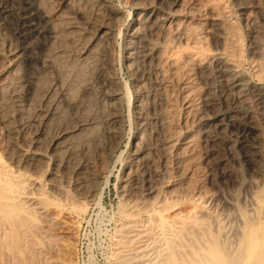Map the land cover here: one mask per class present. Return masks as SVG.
<instances>
[{"label":"bare ground","instance_id":"1","mask_svg":"<svg viewBox=\"0 0 264 264\" xmlns=\"http://www.w3.org/2000/svg\"><path fill=\"white\" fill-rule=\"evenodd\" d=\"M31 1L1 8L0 25L12 20L15 33L43 42L29 57L13 50L0 77V237L42 254L33 234L59 225L61 212L43 189L69 208L97 195L104 210L120 163L115 188L130 210L108 264H264V0H124L125 33L112 0ZM231 12L257 80L242 68Z\"/></svg>","mask_w":264,"mask_h":264},{"label":"rangeland","instance_id":"2","mask_svg":"<svg viewBox=\"0 0 264 264\" xmlns=\"http://www.w3.org/2000/svg\"><path fill=\"white\" fill-rule=\"evenodd\" d=\"M47 1H48V3L45 2V4L47 3L48 5L44 4V6L49 7V8H50V6L51 7H53V6L58 7V5H59L58 3H60V0H47ZM50 1H51V3H50ZM112 1L119 9H121L124 12L125 16H124V21H123V23L121 25L122 26L121 27V31H122V33H125L127 31V29L125 30V28H127L128 12L132 9L131 5H129L124 0H122V1L121 0H118V1L117 0L116 1L112 0ZM5 2L7 3V5H9V3L13 4V6L16 5L15 7H17L19 5H20L19 7H21V6L22 7H29V6L32 7V4H33V2L31 0H5V1L4 0H0V16H1V8H2V6L4 4H6ZM122 2H123V4H122ZM123 5H124V7H122ZM230 14H231V17L233 16L232 17L233 21L236 22V24L238 23L237 25L239 26L240 33H241L240 36H241V40H242V44H243L242 45V54H241V56H242V68L244 69L246 74H248V76H250L254 80H257V78L254 76L253 69H252L251 63H250L249 58H248V51H247L248 50V41H247V38H245L246 37L245 36V26H243V24L240 22L239 18L237 16H235V14H233V12H231ZM7 22L8 23H5L4 25H2V24L0 25V32H1L0 33V39H2V37H3V39H2L3 41L0 40V43H1V41H2V43H4L3 48L0 51V53L3 52V53H1L2 60L0 62V77L2 76L3 73H7L8 70H9V67H10L9 61H10V58H11V52L13 50H18L21 47V49H20L21 50V54H23V56H25V57H29L30 56L29 52H31L33 54L39 52L40 45L43 42L42 38H35V37H31L30 38L31 35L28 34L27 31L23 32L24 33L23 35L22 34L19 35V34L15 33L14 30H13V26H14L12 24L13 21L11 20V21H7ZM34 22H37V21L35 20ZM3 29H5V30L3 31ZM15 39H17V41ZM119 42H120V39H119ZM118 46H116L115 49L119 50L121 45L118 44ZM117 50H116V53L118 52ZM116 55H118V53ZM245 56H247V57H245ZM4 57H6V58H4ZM245 59L247 61H244ZM117 64H118V62H117ZM23 69H24V71H23ZM27 69L28 68L26 67V63L25 64L23 63L21 72L23 74H25L28 71ZM119 76H120V80L122 81V84H123L124 81H125L124 82L125 85H126V83H129L130 75H129V72L125 69L124 66H123V70H122V72L120 73ZM262 81L264 83V80H262ZM124 84H123V86L125 87ZM123 86H122V90H125V89H123ZM126 107L127 106L125 104V108ZM126 136L127 135H125L124 138L122 139L120 147L117 149V151H116L114 157L112 158V160L115 159L117 153L119 152V149L120 150L123 149V148L125 149ZM44 140H45V138H44ZM1 142H2V138H0V143ZM45 150H47V149H45ZM111 163H112V161L109 163V165L107 166V170H105L104 174L100 178V182H99V185H98V190L101 189L100 187H102V183L105 181L104 180L106 178L105 176L108 174V172L112 168V164ZM110 164H111V166H110ZM119 168H120V163H117V165L114 166V169L112 168L113 172H112V176H111L110 181H109V186L107 188H103L102 189V193H101L102 201H101V204L103 205V209L104 210H98L97 206L95 205L97 195L94 196V197L88 198V200L87 199L84 200L85 202H83V204H82L83 206L81 208H76V207L75 208H69V207L64 205V202L61 200V198L59 196L54 194L50 189L44 188L45 190L43 189V193H44V196H45L44 198H45V204L47 205V208L50 211H56V210L60 211L61 210L60 216L57 219V223H59V225L57 224L56 226H53L54 229L51 228L50 229L51 231L49 230L46 235H42V234L38 235V233L37 234H33V237L36 240L34 242H36L38 246H41L44 249V252H42V254L40 253V255H38L37 251L34 250V251H30L29 252L30 255H29L27 252H25L26 249L24 248L23 245L20 244L17 247L10 245L8 243L7 239H6L7 236L5 235L4 237H0V241L2 239V242L4 244L3 246L0 247V264H12L13 261H15L14 264H17V263L18 264H23V262H24V264L25 263L26 264H30V262H32L31 264H33V263L34 264H41V263L42 264H89V261H92L93 264H108V257H112V255H111L112 244L111 243H112V238H113L112 235L114 234V227L116 226V224L119 221L124 220L125 218H127L129 216V210H130V208L126 204L120 203L119 199L117 197V192H116L115 186H116L117 181H118V177L117 176H118ZM113 182H114V184H113ZM242 192L243 191H241V190L240 191H236L234 197L237 200L236 204H237V206L239 208V211L242 214H244V210L242 208V202H243L242 201L243 200ZM49 194H51V195H49ZM240 199H242V200H240ZM57 204H58V206H57ZM57 207H59V208H57ZM178 207L180 209H185L187 206L185 204H183L181 206L179 205ZM125 208H127V209H125ZM123 212H125V213H123ZM77 216H79V218ZM99 217H101L104 220L103 223H104L105 228H106L105 234L103 236H101V237H98L96 235V233H95V222L97 221V218H99ZM109 217H112V219L110 221H107L106 219H108ZM33 219L37 223L38 222L41 223V221H42L41 218L38 217V216H37V218L34 217ZM86 219H88V220H86ZM77 221H79V222H77ZM43 222L44 221H42V223ZM250 226L257 227L256 228L257 231H258V229H261V227L255 221L248 220L246 222L245 227L248 229ZM60 229H61V231L63 233L60 231ZM259 233L260 232H258V234ZM57 234H59V235H57ZM255 234H256V232H255ZM89 240H91L92 244L94 245V246L92 245V247H91L92 256H89V250L87 249V246H89V244H88ZM53 242H54V244L57 242V244L53 245ZM49 249H51V251H49ZM16 253H17V255H16ZM14 255H15V257H14ZM26 256L28 257L27 261L25 260ZM19 257H21V258H19ZM33 257H34V259H33ZM19 259H21V261H19ZM23 259H24V261H22Z\"/></svg>","mask_w":264,"mask_h":264}]
</instances>
